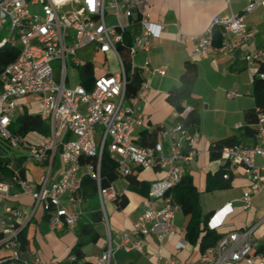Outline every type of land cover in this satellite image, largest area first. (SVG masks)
Here are the masks:
<instances>
[{"label": "built area", "instance_id": "obj_1", "mask_svg": "<svg viewBox=\"0 0 264 264\" xmlns=\"http://www.w3.org/2000/svg\"><path fill=\"white\" fill-rule=\"evenodd\" d=\"M146 0H0V33L8 36L0 42L20 49L16 61L7 66L0 76V138L11 146L30 150L29 159L14 158L20 166L13 177L0 180V264H45L37 251L27 249L22 235L39 207L48 216L51 230L74 228L82 212L70 213L64 199L79 205V195L85 179L92 180L97 188L103 223L107 228V243L91 263H84L71 255L67 264H115L117 251L136 250L153 264H186L177 258H164L159 251L145 255L142 240L154 236L160 250L164 242L176 233L174 216L181 210L171 195L186 176V168L201 153L196 149L197 133L186 130L182 123L161 129L158 140L143 146L135 140L136 133L144 128L142 103L147 101L150 82L155 75L165 76V69H154L147 59L138 67L134 57L148 52L150 42L160 38L164 26L151 22L145 14ZM264 1L251 3L242 13L215 17L207 30L197 36L180 34L183 43L193 45L194 54L205 57L211 51L228 53L240 50L250 41L248 17ZM114 24L108 23V18ZM140 26L139 33L134 26ZM232 35L235 40L223 38L221 47L214 46L215 34ZM130 53L129 69L121 49ZM92 49L104 56H113L118 71L107 70L95 78L88 90L81 80L68 86L67 60L72 58L79 69L87 64L78 59L80 52ZM54 62H60L53 67ZM248 66H264V50L255 48L245 56ZM79 72V71H78ZM139 74L143 82L135 96L127 89L133 75ZM261 78L264 74H258ZM38 96L41 105L39 116L49 127V135L38 144L13 135L11 127L20 113L24 98ZM231 97V96H230ZM192 108L186 107L182 116ZM259 144L253 147L240 144L224 147L220 158L226 171L242 167L249 188L242 198L243 208L251 210L253 199L264 191L263 168L256 158H264V113L258 114ZM241 129L242 127H238ZM60 153L63 170L56 181L51 180V167L38 187L28 182L21 170L28 162L36 165L51 164ZM107 153L116 165L117 180L103 187L102 159ZM94 158L91 162L85 158ZM13 166L10 165L9 168ZM159 170L163 178L153 182L142 212L132 230L125 231L115 240L107 215V204L117 209L127 194L119 181L137 171ZM19 196H29L34 205L31 213L11 204ZM233 203L226 206L231 210ZM253 230L234 232L223 236L207 254L213 262L206 264H264L255 255Z\"/></svg>", "mask_w": 264, "mask_h": 264}, {"label": "crops", "instance_id": "obj_2", "mask_svg": "<svg viewBox=\"0 0 264 264\" xmlns=\"http://www.w3.org/2000/svg\"><path fill=\"white\" fill-rule=\"evenodd\" d=\"M262 1L264 0H146V16L151 22L162 24L164 30L160 38L151 40L149 51L137 54L134 57V62L138 67H141L149 59L152 68L166 70L165 76L155 75L150 82L147 101L142 103L145 125L135 136V140L138 142L141 138L150 135L155 129L171 128L179 123L180 114L168 102V94L171 89L181 85L180 78L185 63L191 62L198 67L199 78L194 87L193 99L187 107L196 108L201 117L199 125L190 131L199 135L196 149L201 153L186 168V175L193 179L202 215H211L208 224L209 229L217 231L222 237L234 232L253 230L252 239L255 242V255L261 257V261L264 262V191L254 197L251 210L243 208L242 198L249 188V182L244 176L242 167H236L230 171L231 187L229 189L214 192L207 190L209 176L222 170L224 166L221 158L212 157L210 153L212 145L223 139L240 136L245 125L246 112L255 108L253 82L261 65L248 66L245 62V56L255 48L264 50V6H258L249 15L250 41L238 51L228 53L211 51L201 58L194 54L193 45L183 43L180 36L181 33L188 36L200 35L207 30L215 17L240 14L251 3ZM133 30V33H139L140 26H134ZM216 33L217 44L214 45L216 49L221 47L223 38L235 40L234 36L223 34L221 30H217ZM80 53L96 52L89 49ZM105 58L114 60L116 71H118L116 59L113 56H105ZM85 62L88 63V61ZM107 70L109 68L104 67L100 74L96 72V77L106 73ZM238 127L242 128L239 129ZM43 138L37 134H30L25 139L31 144H38ZM243 144L250 147L256 146L259 144V138L258 136L245 138ZM256 165L263 168L264 158L257 157ZM50 167L51 180L56 181L63 170L60 153L56 155L51 164L36 165L33 162H28L24 174L31 186L38 187L42 178L49 173ZM163 176L164 173L159 170L137 171V179L141 183L137 189H131L127 179L119 181L122 188H127L125 196L127 205L120 210L112 204H107L112 215L122 220L118 228L113 229L111 227L112 237L115 240L121 233L133 229L143 210L142 205L149 195L151 184ZM262 177L264 178V170ZM80 194L84 196L83 191ZM81 195H79V205L72 204L68 198L64 199V206L70 213L82 212L81 219L74 228L51 230L48 221L44 219V216L47 215L46 210L39 207L30 221L29 238L33 235L34 237L41 235L39 233L44 235L43 223L48 226L51 232L62 231V240H67L65 254H67L66 260H68L71 256L70 252L78 240L74 232L84 221L83 212L91 208L89 199L85 196L81 197ZM230 203H233L232 209L226 210V206ZM11 204L20 207L26 213H31L34 201L29 196H19ZM95 214H100L102 217L99 209L86 213L87 217L91 215L92 218ZM107 215L109 218L108 210ZM34 222H36L35 225H33ZM188 222L189 218L181 210L178 211L174 216L176 233L164 242L162 250H160L159 242L154 236L143 239L142 245L145 255H152L161 251L164 258H177L186 264H206L203 263V259H207L208 263L213 262L214 258L207 254L208 251L203 255L199 244H194L186 238ZM98 225H102L105 231L100 234L94 228L99 240L97 243H92L93 246L87 252L83 251L85 254L84 261L88 263L95 260V257L102 252L107 243V228L103 223V218ZM40 237L39 243L36 242L37 248L33 247L32 241H28L26 247L29 250L37 251L45 264H53L46 247L44 246V249L40 247V244L43 245ZM44 237V239L48 237L51 240L57 238L53 233L44 235ZM115 264H153V261L136 250L128 253L117 251Z\"/></svg>", "mask_w": 264, "mask_h": 264}, {"label": "trees", "instance_id": "obj_3", "mask_svg": "<svg viewBox=\"0 0 264 264\" xmlns=\"http://www.w3.org/2000/svg\"><path fill=\"white\" fill-rule=\"evenodd\" d=\"M218 33V32H217ZM217 33L215 37L217 38ZM215 38L214 45L217 44ZM124 60L128 65L130 63L129 50L121 49ZM20 49L12 47L10 44L0 48V76L4 69L10 64L14 63L19 56ZM79 77L83 85L90 90L93 87L96 78V68L93 63L88 62L85 66L78 69ZM259 73L264 74V66L259 69ZM258 73V74H259ZM254 77L253 82V97L255 100V108L248 110L245 115V125L242 128V134L240 136H234L231 138L223 139L215 142L210 150L213 158H220L221 151L224 147H233L244 143L245 138H256L258 136V129L256 127L258 123V114L264 113V77L259 75ZM199 72L196 64L187 62L184 65V70L181 75V85L174 87L168 94V102L178 111L180 114L178 122L182 123L184 128L188 131L193 130L199 125L201 117L196 108H192L191 112L187 116H182L186 107L193 99L194 87L198 81ZM143 78L139 74H134L132 82L128 86L127 92L129 96H135L139 90ZM17 125H12L11 131L13 135L25 139L30 134H37L42 137L49 135L48 127L42 122L39 114L24 113L20 115L17 120ZM161 129H155L150 135L140 139V144L143 146L153 145L159 138V132ZM94 158H85L84 161L91 162ZM12 165V168L9 166ZM20 165L17 162L9 159L0 158V180H8L13 177L14 170H17ZM22 175L25 176L24 171L21 170ZM101 172L103 176V187H108L111 183L117 180L116 165L110 159L107 153L104 154L102 159ZM226 171L223 169L217 173L209 176L207 190L209 192L229 189L231 187V176L228 180L224 179ZM130 183L131 189H137L141 183L137 179V172L126 178ZM83 195L86 198L96 195L97 188L95 183L90 179H85L83 183ZM168 195H171L175 202L181 207L183 214L189 218V222L186 228V238L194 243L199 244L200 251L204 255L209 249L215 247L218 241L222 238V235L217 231L209 229V221L211 215H202V211L198 204V193L193 183L192 177L186 175L182 182L174 188ZM118 209H123L127 205V199L124 197L119 201ZM44 219L48 221V216L45 215ZM102 217L100 214L93 215L94 226L100 224ZM26 227L23 232L22 239L24 246H27L29 235V226ZM94 226H83L81 235L89 238V243H97L99 236L94 230ZM29 237V236H28ZM85 242H78L76 246L70 252V255H75L79 260H85V254L83 247ZM84 263H88L85 261Z\"/></svg>", "mask_w": 264, "mask_h": 264}, {"label": "rangeland", "instance_id": "obj_4", "mask_svg": "<svg viewBox=\"0 0 264 264\" xmlns=\"http://www.w3.org/2000/svg\"><path fill=\"white\" fill-rule=\"evenodd\" d=\"M107 21L109 24H114V19L112 17H109ZM7 36H8L7 31L0 33V42L4 38H6ZM78 59L82 60L84 62L88 61V62L93 63L95 68H96L97 74H100L103 71L104 67H107V68H109V70L114 71V72L117 70L114 60H111V59L107 60L105 58V56L100 54V53H90V54L89 53L88 54L79 53ZM52 65H53V67L56 68L60 65V62H54ZM67 68H68V77H69L68 86L71 87V86L75 85L76 83H78L79 79H80L78 69L74 66V64L72 62V58H69L67 60ZM38 101H39L38 96L32 95V96H29L27 98H24L23 101L21 102V104L25 107V112H21L20 115H23L26 112L29 114H33V115L38 114L41 111V106L39 105ZM14 125H17L16 121L14 122ZM20 157H24V158L29 159L31 157L30 150H28L27 147H23V146H18V147L11 146L9 144V142L0 138V158H5V159H9V160L13 161L14 158L19 159ZM81 197H84V196L81 195ZM88 199L91 203V208L89 210L87 209V211L85 210V212H83L84 221L82 222L80 227L74 232L76 234V238L78 239L77 243L83 242V241L85 242V245H84L82 250L86 251V252L88 251V249H90L93 246V244L89 243L88 237L82 236L80 233H81L83 226H87V225L94 226L92 216L89 215L87 217L86 213L90 212L91 210H94V209L101 210L100 209L101 205H100L98 193H96V195L90 196ZM107 210L109 213V220H110L111 227L113 229L118 228L120 226L122 220L119 217L112 215V213L110 212V208H108V206H107ZM35 223L36 222H34L33 225H35ZM94 228L100 234H103L105 231L104 227L102 225H95ZM42 231H43L44 235H48V234L53 233L55 238L57 237L56 240L48 239V237H47V239H44L45 237H44V235H42V233H39L41 235H38L37 237H34V235L32 234L33 236H31V238H29L27 236V239L29 241H32L34 248H37L36 242H38L39 236H41L40 241H41V243H43V245L40 244V247H41V249H44V246L46 247L47 251L49 252L50 258L53 260V264H60V263L61 264H67V262H66L67 261L66 260L67 254H65V251L67 249L66 248L67 247V240H65V239L62 240V237H63L62 231L51 232L45 223H43Z\"/></svg>", "mask_w": 264, "mask_h": 264}]
</instances>
